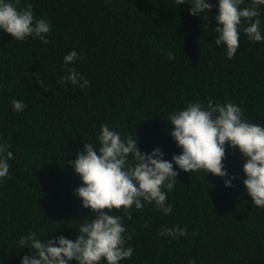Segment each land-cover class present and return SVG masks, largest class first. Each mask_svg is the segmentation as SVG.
<instances>
[{
  "label": "trees",
  "instance_id": "trees-1",
  "mask_svg": "<svg viewBox=\"0 0 264 264\" xmlns=\"http://www.w3.org/2000/svg\"><path fill=\"white\" fill-rule=\"evenodd\" d=\"M26 3L52 28L47 44L12 40L0 31V137L10 140L15 156L11 175L0 182L5 264H19L15 241L30 230L76 238L73 219L91 213L73 194L80 180L66 161L75 159L83 142H94L101 124L136 134L142 152L159 146L169 160L179 149L164 117L187 101L230 100L251 122L264 124V42L241 33L237 54L228 59L210 31L215 7L204 20L175 0H20L19 6ZM72 49L83 55L73 66L90 81L86 90L57 83L68 74L63 57ZM13 99L26 103L22 113L13 112ZM224 162L241 177L233 187L212 174L179 170L168 215L153 204L133 206L130 213L113 209L134 246L121 264H188L190 258L197 264H264V208L246 193L239 153L226 147ZM173 225L188 235L169 242L158 234Z\"/></svg>",
  "mask_w": 264,
  "mask_h": 264
},
{
  "label": "clouds",
  "instance_id": "clouds-1",
  "mask_svg": "<svg viewBox=\"0 0 264 264\" xmlns=\"http://www.w3.org/2000/svg\"><path fill=\"white\" fill-rule=\"evenodd\" d=\"M175 2L177 6L190 5L188 14L204 20L210 18L213 7L217 9L211 17L215 26L210 31L217 34L215 45L222 47L228 59L237 54L241 33L251 42H264L261 19L264 0H249L247 4L245 0H216L215 5L210 0ZM19 5L20 0H0V31L9 34L12 40L25 41L31 37L47 44L51 23L43 17L36 18L31 3ZM162 51L170 60L175 59L173 52ZM77 60H83V55H78L75 49L64 55L68 74L57 83L65 87L70 83L86 90L90 81L73 66ZM37 83L48 91L44 80L38 79ZM11 103L13 112L22 113L27 107L19 99ZM164 119L179 149L170 160L165 159V152L159 146L142 152L136 134H124L107 123L101 124L94 142H83V150L76 153L75 159L66 161L80 180L73 194L83 208L90 209L91 215L73 219L78 221L75 227H70L77 233L74 240L65 235L47 238L54 231L46 235L35 230L21 234L14 247L19 264H71L73 261L121 264L131 259L132 236L122 215L112 210L130 213L133 206L140 210L145 204H153L168 215L173 209L168 194L178 182L179 170L203 173L206 177L212 174L222 178L225 187H233V182L241 177L228 172L224 162L226 147L241 157L242 183L251 203L264 208V124L251 122L242 107L230 100L213 103L211 99L206 105L199 100L187 101L182 108L168 112ZM14 158L10 140L0 137V182L11 175L10 162ZM158 234L169 237L171 242L172 238L185 237L188 232L185 227L173 225L161 226ZM22 248L28 251L20 255ZM0 264H5L2 257ZM188 264H197L196 258H190Z\"/></svg>",
  "mask_w": 264,
  "mask_h": 264
}]
</instances>
